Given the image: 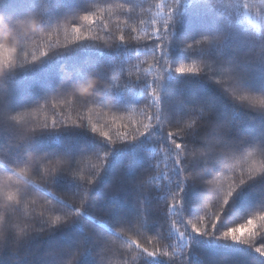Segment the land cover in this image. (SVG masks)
<instances>
[{
	"label": "snow or ice",
	"instance_id": "obj_1",
	"mask_svg": "<svg viewBox=\"0 0 264 264\" xmlns=\"http://www.w3.org/2000/svg\"><path fill=\"white\" fill-rule=\"evenodd\" d=\"M40 4L24 23L30 36H47L46 47L29 58L17 42L0 44V264H257L255 257L210 253L199 241L244 246L264 258V198L242 223L221 227L234 196L264 179V132L239 134L232 117L219 118L202 101L187 104L175 83L206 79L237 108L264 115V91L247 85L264 67V0H85L52 15L50 0ZM192 6L206 7L219 27L180 38ZM113 14L123 26H112ZM0 17L16 32L14 19ZM62 28L64 42L53 41ZM238 31L241 42L225 56ZM85 47L118 55L76 73L83 78L61 65L53 91L10 106L7 81L18 70ZM176 50L185 55L177 59ZM76 132L92 136L96 147L61 140ZM48 138L54 146L41 147ZM116 151L129 155L105 194H94ZM61 180L74 186L61 188ZM122 193L130 208L108 203ZM58 232L65 239L39 256L42 244L29 250Z\"/></svg>",
	"mask_w": 264,
	"mask_h": 264
},
{
	"label": "trees",
	"instance_id": "obj_2",
	"mask_svg": "<svg viewBox=\"0 0 264 264\" xmlns=\"http://www.w3.org/2000/svg\"><path fill=\"white\" fill-rule=\"evenodd\" d=\"M85 0H50L52 14H59L70 9L81 7ZM156 2V0H153ZM243 2V0H241ZM41 7L40 0H0V14H3L5 19L11 17L16 22V36L17 44L23 45L24 50L29 53V58L32 52H36L37 55L42 47H46L48 38L47 36H30L28 34V25L24 23L27 18V13L34 8ZM156 9L153 7L145 19H148ZM118 14H113L111 18L112 26L117 24L122 25V17L117 18ZM54 22V21H52ZM220 22L216 19L215 14L208 11L204 6H192L188 9L187 13L182 16V22L179 25L178 36L180 38L191 39L201 32L210 31L216 27H219ZM245 28H251L250 25H243ZM70 31V27H69ZM139 34V33H138ZM53 41L57 39L63 43L65 40V34L63 28L60 30L59 36H53ZM242 40V36L237 32L235 38L230 41L229 47L225 49L224 55H231V45L239 44ZM121 48L119 52H123ZM118 55V52L101 50L96 48H79L70 52L64 53L60 56L53 57L52 59H46L42 64L33 66L31 68H25L18 70L14 76H11L7 81L9 90L10 106L13 108L30 104L39 99L45 93L51 92L57 86L61 72V65H65L69 72L73 74V79L83 78V75L77 77L76 73L87 74L92 70V67L97 62L110 63ZM176 58L180 59L185 54L176 50ZM22 55L20 59H22ZM147 67V65H144ZM176 91L178 94L185 98L187 104H195L197 101H202L205 107L211 106L217 116L221 119L232 117L234 127H238L239 134L250 135L252 137H259L261 132H264V115H260L255 112L246 111L243 108H237L232 102L222 93V91L213 83L203 78L197 77H177L175 79ZM248 87L254 91H264V67L257 66L250 74V78L247 81ZM71 99V98H69ZM127 117V113L123 114ZM95 118V115H94ZM133 119H139L136 113H132ZM238 122V125L236 124ZM62 141L69 144L71 147L79 149L81 146H86L89 149L96 147L97 141L87 134L86 132L67 133L61 138ZM55 138H48L41 147L54 146ZM129 153L123 151H116L113 153L111 163L107 167L106 174L102 178L101 182L94 189V194L104 195V188L107 183L110 182L117 166L121 161L125 160ZM95 163V161H92ZM85 167L90 166L87 162ZM163 167V165H161ZM227 175V174H226ZM220 183H224L226 186V176L219 178ZM61 188H67L74 186L70 180H61L59 182ZM34 187V186H33ZM127 193H122L120 196H108L107 201L109 204H115L117 209L130 208V203L125 204L124 197ZM198 196V191L192 194V197ZM264 198V179L257 180L253 184L245 187L241 192L234 196L230 202L228 208L225 210L224 217L222 219L221 227L224 225L240 220L248 212L255 210ZM29 206V211L31 210ZM198 210L189 208L190 214H195ZM212 209L209 208V215L212 214ZM24 210L21 209V217H23ZM65 239L64 233H56L55 236L45 238L43 241L35 240L29 245V250L36 247L37 244H42L43 247L37 252L39 256L44 248L50 246L54 241ZM199 241V238H198ZM201 245L210 253L218 255H227L232 257H240L245 261H248L251 257H255L257 264H264V258H260L256 253L247 250L244 246H229L223 243L211 244L203 243L199 241ZM35 259V257L33 258ZM23 264H28L25 260Z\"/></svg>",
	"mask_w": 264,
	"mask_h": 264
},
{
	"label": "clouds",
	"instance_id": "obj_3",
	"mask_svg": "<svg viewBox=\"0 0 264 264\" xmlns=\"http://www.w3.org/2000/svg\"><path fill=\"white\" fill-rule=\"evenodd\" d=\"M16 42V32L10 28L3 17H0V44L14 46Z\"/></svg>",
	"mask_w": 264,
	"mask_h": 264
}]
</instances>
